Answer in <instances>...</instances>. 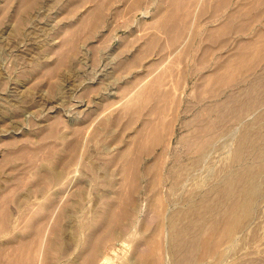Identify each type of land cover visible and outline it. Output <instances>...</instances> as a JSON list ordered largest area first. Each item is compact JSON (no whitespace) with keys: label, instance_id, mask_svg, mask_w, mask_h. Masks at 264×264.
I'll use <instances>...</instances> for the list:
<instances>
[{"label":"bare ground","instance_id":"1","mask_svg":"<svg viewBox=\"0 0 264 264\" xmlns=\"http://www.w3.org/2000/svg\"><path fill=\"white\" fill-rule=\"evenodd\" d=\"M39 1L18 0L15 15ZM116 1L69 0V14L90 6L56 32L33 74L75 66L82 42L120 13ZM163 1L127 0L149 29L120 39L117 97L76 116L86 126L57 113L33 133L5 134L0 264H114L120 242L132 247L125 264H264V27L251 31L264 24V0H189L197 14L183 28L184 0ZM208 8L215 17L197 45ZM89 84L85 97L101 91Z\"/></svg>","mask_w":264,"mask_h":264},{"label":"rangeland","instance_id":"2","mask_svg":"<svg viewBox=\"0 0 264 264\" xmlns=\"http://www.w3.org/2000/svg\"><path fill=\"white\" fill-rule=\"evenodd\" d=\"M129 1L131 0H128V2ZM68 2L69 0H40L36 6L27 11L26 19H24L23 15L21 18H18L14 13L18 5V0H0V127L9 128V131H11V133L0 132V159L3 156L2 154L6 146L3 141L5 134L21 136L23 133H33L36 130L34 127L43 124L49 114L57 113L65 117L64 119L67 122L73 119L83 125L85 123L88 124L90 120H87L88 122H81V119L78 120L83 116L84 111L88 109L99 111L101 109H99V106L103 102H108L110 99L114 100L117 97L115 93L117 84L114 82L115 77L112 75L115 71V58L119 54L118 48L120 44L124 42L122 41L123 39L128 40L132 37V39L135 40V38H137L136 36H139L138 32H144L145 29L143 28L147 27L145 21L150 19V17L142 18L140 19L141 25L138 26L137 23L135 25V23H133L135 21L134 19L135 17H141L142 9L132 7L131 2V4L128 3L130 7L129 9L127 8V10L125 9V7H128L127 0H117L114 4V10H117L116 5H118L121 7L120 13H123L125 16L120 13L116 15L114 13L113 15L110 13L107 14L108 22L106 21V24L102 27V31L97 36L98 39L94 37L82 42L84 45L82 44L80 46L79 55L82 54L81 56L83 57H81V61L79 60L78 62L76 60L77 62L74 61L75 63H72L76 64V67L74 65L67 67L65 65V68L61 66V71L58 69L59 72L57 76H52L50 78L48 76H43L39 78V76L33 74V66L36 64L37 60L49 59L46 53L49 50L50 43H54L57 41L56 39L60 40L62 37L56 32L60 29H64V25L72 21L75 16L77 17L81 10L83 11L90 6V3H86L79 7L81 10H79L77 14H69L67 10L69 6ZM148 6H150V4H147V7ZM125 11L129 15L126 14ZM20 19V30L15 31ZM135 22H137V20ZM142 23H145L146 26H144V24L142 26ZM139 28H142L144 31ZM132 29L135 33H133ZM148 29L149 28H146V31ZM130 32L133 35H131ZM33 33L38 35L37 38H34L35 40L33 39ZM129 35L130 37H128ZM121 38L122 40H120ZM136 43L135 44L138 45L137 40ZM94 44L99 47L96 46V48H94ZM113 54L116 57H114ZM184 56L185 58L188 57L187 60L191 57L190 54ZM49 79H53V81H57V83L54 85V82L50 84ZM100 83L102 85H100ZM87 84L101 86V93L99 91L90 93L91 95L89 97L91 100L89 101V97H85L83 93ZM108 93H110V96H108ZM15 104H18V107L15 106ZM13 108L14 110L12 111ZM19 110L22 111V113L18 112ZM98 111L96 112L98 113ZM76 116L78 119H76ZM181 121L182 118H180L178 122V132H180ZM176 138L177 136L173 139L174 143H176ZM185 150L186 147H179L182 159L187 158L184 154ZM7 169L8 167L5 166L0 172V188L5 186L7 178L9 179L11 177L12 172ZM12 206L14 209L17 208V204L15 203H13ZM113 243L114 242L111 244ZM117 250L119 251V255L113 254L111 259L114 261V264H125V260H128L132 253V247L120 242L117 244Z\"/></svg>","mask_w":264,"mask_h":264},{"label":"crops","instance_id":"3","mask_svg":"<svg viewBox=\"0 0 264 264\" xmlns=\"http://www.w3.org/2000/svg\"><path fill=\"white\" fill-rule=\"evenodd\" d=\"M167 1H169V0H165V2L163 1V3H165V4H169V3H171L170 1L169 2H167ZM232 1V0H231ZM192 2H193V0H192ZM147 4H148V2H147ZM150 4V3H149ZM167 4V5H168ZM181 6L179 7V8H177L176 10H175V14H176V17L177 16H181V19H182V21L180 22V25H182V27L181 28H183L184 26H185V24H187V23H189L190 22V19L192 18V12H193V14H194V12H195V14H197V7L194 5V3L191 5V2L189 1V0H184L181 4H180ZM194 5V6H193ZM225 5H227V4H223L222 6L223 7H226ZM236 5V0H234V1H232V3H230V5H229V7H231L230 9H233L234 8V6ZM151 7L153 8V10H154V8H155V5L154 4H152L151 5ZM222 7V8H223ZM207 10H209V11H207ZM206 10V12H205V15H202V17L201 18H198V19H196V21H195V23H198V22H202L201 24H202V31L199 29V27H197V39H196V41H195V44H199L200 42H202V40H201V36H204V35H206L207 34V31H205L204 29L205 28H207V25L208 26H211V25H209L210 24V22H211V20L215 17V16H212V14L214 13L213 12V8H208ZM212 12V13H211ZM212 17H211V16ZM214 15V14H213ZM245 16H247V15H245L244 14V17ZM257 18V17H256ZM202 19V20H201ZM198 21V22H197ZM254 22V25H253V27L251 28V31H255L256 29H258V28H260V27H264V24H263V21H260V19H256V20H254L253 21ZM212 24H214V23H212ZM204 25H205V27H204ZM195 26H197V24H195ZM148 27V26H147ZM204 28V29H203ZM199 29V30H198ZM246 32H241V33H239L240 35H237L238 37H242V36H246V34H245ZM201 40V41H200ZM204 40V39H203ZM206 40V39H205ZM204 40V42L205 43H207V40L205 41ZM196 46V45H195ZM231 47V44L230 45H226L225 47H223V50H228V49H230V47ZM194 52H195V50H194ZM192 58V55H191V57H189V59H191Z\"/></svg>","mask_w":264,"mask_h":264}]
</instances>
